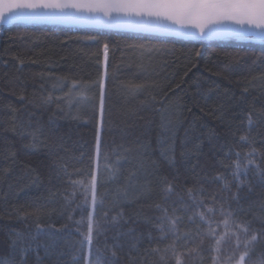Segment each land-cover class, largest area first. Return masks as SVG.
<instances>
[{"label":"trees","instance_id":"obj_1","mask_svg":"<svg viewBox=\"0 0 264 264\" xmlns=\"http://www.w3.org/2000/svg\"><path fill=\"white\" fill-rule=\"evenodd\" d=\"M262 58L260 41L1 26L0 260L19 259L11 241L16 233L36 235L39 215L46 234L33 242L28 264H77L75 222L83 217L86 231L91 214L104 229L93 233L99 264L111 259L115 238L124 247L118 264H227L245 245L246 264L264 261V186L253 170H264V120L256 119L264 112ZM29 123L40 128L35 146L20 134ZM245 135L251 144L240 140ZM253 149V164L237 180V160L243 169ZM92 173L103 195L95 209L84 190ZM161 209L180 217L175 233L170 222L160 230ZM113 216L115 223H104ZM253 234L258 239L249 244Z\"/></svg>","mask_w":264,"mask_h":264},{"label":"snow or ice","instance_id":"obj_2","mask_svg":"<svg viewBox=\"0 0 264 264\" xmlns=\"http://www.w3.org/2000/svg\"><path fill=\"white\" fill-rule=\"evenodd\" d=\"M66 23V24H91L109 28L127 27L136 31L153 32L162 34H174L181 38L199 39L201 41H209L230 37L238 40H253L264 42V0H0V24L13 23ZM105 61L107 60L108 45H104ZM264 61V58H262ZM238 62V60H237ZM107 72L105 71V75ZM75 88V85H73ZM100 96V111L103 116L104 108V83L103 80L99 83ZM247 90V89H245ZM81 95V102L87 99L83 96L84 87L77 90ZM49 100L51 97L48 98ZM257 121L264 120V112H261L256 118ZM248 131L251 132L254 123L253 115L250 113L247 117ZM15 130V127H14ZM40 128L35 129L29 123L28 126H22L20 129L21 135L31 137L33 146L39 140L38 133ZM241 141L251 144V140L247 135L240 137ZM253 149L248 153V163L241 168L239 160L236 163V171L234 176L239 180L241 171L245 174L249 170V165L253 164L251 157L255 156ZM97 160L100 159V139L97 134L96 141ZM237 157L239 153L236 154ZM264 158V157H262ZM104 159H107L105 156ZM260 177L261 185L264 186V170L257 165L254 169ZM75 183L83 184V181ZM237 195L242 190L243 185L237 184ZM85 193L91 192V204L95 209L97 203H103V195H97V176L91 174L90 182L84 185ZM172 191L169 186L166 189ZM251 191V186L248 187ZM159 208L160 206L157 205ZM261 210H264V204L260 205ZM163 212L161 219L160 230L163 232V223L170 222L172 233L176 232L177 221L180 217L168 216L166 209H161ZM213 211V209H209ZM39 213L40 209L37 208ZM221 213L223 209H221ZM122 218V214H118ZM107 216V213H105ZM228 219L225 220V226H228L229 219L233 216L231 211L226 213ZM71 219V217H69ZM118 216L111 217L110 220H105L104 223H115ZM191 219V217H189ZM200 219L204 220V216L200 215ZM34 223L37 228L36 235H25L16 233V236L11 241V248L14 253L19 256V259L0 260V264H28L25 258L28 251L32 250L33 242L40 235H45L43 232L40 217L36 216ZM77 231H79L82 239L78 241L80 245L79 257L73 256V260L77 264H99V257L96 255L100 249L93 245L95 231L97 237L104 231L101 220L93 221L91 214L87 216L86 231L84 230L85 221L75 222ZM50 226V225H49ZM251 229L248 224L244 231L247 233ZM261 231L258 233L261 239H264V223L261 224ZM257 234L251 235L249 244L256 242ZM37 246H39L37 244ZM107 248V245H105ZM111 251V259L106 261V264H118V252H123L124 247L119 242L118 238L114 239ZM154 251L159 252V249ZM167 251V250H165ZM248 255V246L245 245V252L239 258V264H245V256ZM164 256L161 255V260ZM177 264L180 261L177 260ZM260 264H264L261 261Z\"/></svg>","mask_w":264,"mask_h":264},{"label":"water","instance_id":"obj_3","mask_svg":"<svg viewBox=\"0 0 264 264\" xmlns=\"http://www.w3.org/2000/svg\"><path fill=\"white\" fill-rule=\"evenodd\" d=\"M19 23H23V22H19ZM19 23H13V24H19ZM30 24H56V25L76 26V27H90V28H98V29L120 30V31H129V32H136V33L160 35V36H165V37H178V38H181V37L176 36V35L171 34V33L162 34V33H153V32H142V31H136V30H133V29L127 28V27L109 28V27H103V26L91 25V24H66V23H48V22H38V23H30ZM4 25H11V24H7V23L0 24V27L4 26ZM183 39H190V38H183ZM220 39H230V37H223V38H220ZM190 40H199V39H190ZM250 41H253V40H250ZM260 42H262V41H260Z\"/></svg>","mask_w":264,"mask_h":264},{"label":"rangeland","instance_id":"obj_4","mask_svg":"<svg viewBox=\"0 0 264 264\" xmlns=\"http://www.w3.org/2000/svg\"><path fill=\"white\" fill-rule=\"evenodd\" d=\"M246 257V256H245ZM240 258V257H239ZM239 258L236 259L235 261L231 262V263H227V264H239ZM246 264V263H245Z\"/></svg>","mask_w":264,"mask_h":264}]
</instances>
